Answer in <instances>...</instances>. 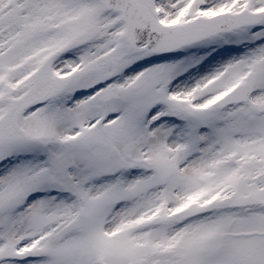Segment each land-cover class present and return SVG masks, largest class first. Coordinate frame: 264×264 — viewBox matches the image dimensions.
Returning a JSON list of instances; mask_svg holds the SVG:
<instances>
[{
	"label": "snow or ice",
	"instance_id": "6c2138e0",
	"mask_svg": "<svg viewBox=\"0 0 264 264\" xmlns=\"http://www.w3.org/2000/svg\"><path fill=\"white\" fill-rule=\"evenodd\" d=\"M0 264H264V0H0Z\"/></svg>",
	"mask_w": 264,
	"mask_h": 264
}]
</instances>
